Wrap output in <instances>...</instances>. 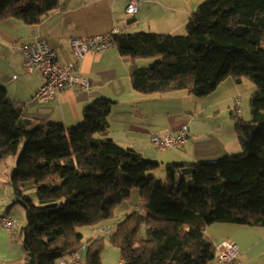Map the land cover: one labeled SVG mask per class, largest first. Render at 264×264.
I'll list each match as a JSON object with an SVG mask.
<instances>
[{
  "label": "trees",
  "instance_id": "16d2710c",
  "mask_svg": "<svg viewBox=\"0 0 264 264\" xmlns=\"http://www.w3.org/2000/svg\"><path fill=\"white\" fill-rule=\"evenodd\" d=\"M59 6V0H0V20L38 24ZM114 39L123 56L158 58L154 66L131 68V84L142 94L188 89L204 97L229 77L251 80V118L236 116L242 151L162 164L106 137L113 105L106 97L86 108L81 124L67 127L25 118L23 105L0 84V165L15 158L10 183L14 203L26 212L20 229L25 264H59L76 251L82 264H102L107 236L123 264H210L217 243L208 226H264V0H205L183 34L122 30ZM29 181L36 200L25 190ZM136 187L144 206L112 231L117 208ZM89 225H100V235L88 240L83 259L80 227ZM104 226L109 233L101 232Z\"/></svg>",
  "mask_w": 264,
  "mask_h": 264
},
{
  "label": "crops",
  "instance_id": "0c3cea01",
  "mask_svg": "<svg viewBox=\"0 0 264 264\" xmlns=\"http://www.w3.org/2000/svg\"><path fill=\"white\" fill-rule=\"evenodd\" d=\"M59 1V8L38 24H27L14 17L0 20V84L12 101L23 105L25 118L77 126L82 123L86 108L96 99L106 97L113 101L106 137L122 147L138 150L146 158L162 164H188L242 151L236 132L237 117L232 114L233 98L241 96V117L245 118V96L255 91L248 78L229 77L204 97H197L188 89L142 94L131 84V68L146 66L144 59L149 58L133 60L121 55L114 46L102 53L90 52L79 63L80 74L93 81L91 90L63 87L47 100L37 99L36 93L46 78L39 70L26 69L23 44L45 38L57 51L59 62L65 64L73 61L72 38L107 33L115 24H120L125 32L183 34L200 4L190 0H144L142 12L132 16L126 12L127 0ZM185 124L190 127V136L179 148L160 150L152 141L154 135L176 134ZM12 168H0V213L13 217L18 224L12 230L0 227V264H25L18 228L20 218L15 210L18 204L14 203L10 183ZM24 187L27 192L36 189L32 181ZM143 206L142 198L135 209ZM135 209H126L122 215L125 217ZM206 234L217 244L225 239L234 240L239 251L236 264H264V226L260 223L243 226L218 222L208 226ZM210 264L223 263L216 258Z\"/></svg>",
  "mask_w": 264,
  "mask_h": 264
},
{
  "label": "built area",
  "instance_id": "2783aa9c",
  "mask_svg": "<svg viewBox=\"0 0 264 264\" xmlns=\"http://www.w3.org/2000/svg\"><path fill=\"white\" fill-rule=\"evenodd\" d=\"M144 0H127L126 12L129 15H137L142 12ZM122 31L120 24H115L111 31L91 37H75L71 40L73 61L60 63L57 51L45 38L36 39L33 42L22 45L23 62L29 72L39 70L46 78L45 84L36 93V98L43 101L58 94L63 87H78L83 90H91L93 81L80 74L79 63L90 52L102 53L115 46V35ZM17 77V75H15ZM236 116H241L239 101L235 112ZM190 136L189 125H183L176 134L154 135L152 141L160 150L179 148ZM17 220L13 217L0 213V227L12 230L17 226ZM101 232L109 233L110 226H104ZM217 258L223 264H236L239 257L238 245L232 239H225L216 246ZM59 264H82L80 251L72 255L63 256Z\"/></svg>",
  "mask_w": 264,
  "mask_h": 264
},
{
  "label": "rangeland",
  "instance_id": "374dc122",
  "mask_svg": "<svg viewBox=\"0 0 264 264\" xmlns=\"http://www.w3.org/2000/svg\"><path fill=\"white\" fill-rule=\"evenodd\" d=\"M192 3H201L205 0H190ZM263 45H264V40H263ZM147 60L146 62V66L147 67H151L155 65V62L158 60V58H149V59H144ZM251 97L252 94H249L248 96H245L246 101L244 102V105L246 106V111H245V119H250L251 118ZM234 101V107H233V111L232 114L234 116H236L233 112H235V108L237 107V102L239 101V107L241 109V116H242V107H241V96L237 95L235 96V98H233ZM249 107V114L247 112ZM81 124V123H80ZM22 149V148H21ZM20 149V152H21ZM15 159L14 157H8L7 159H5L2 164L0 165V168L4 169L5 171H7L9 168L13 167L15 164V161L13 160ZM14 161V163H13ZM13 165V166H12ZM158 177L161 178H165L166 177V172L165 171H158L157 173H155ZM28 195L30 197H32L33 199H37L36 196V191L34 190L33 192H28ZM142 202V197H141V193H140V189L139 187L134 188L132 196L129 200L125 201L120 207L117 208L116 212H117V219L111 221L109 223L110 226L113 227L112 231L116 229V223H118V221L120 219H122L124 217V215H122V212L125 211L126 209H135L136 205H140ZM17 210V217L20 218V224L19 227L21 229L22 225L26 223V212L25 209L21 206V205H16V209ZM21 212V215H20ZM121 216V217H120ZM99 226L100 225H89V226H82L80 227V231L83 232L84 234V239H83V244L86 249H84L83 252V259L86 258V253H87V249H88V240L90 238H97L100 233H99ZM142 236L146 235V229L144 228L141 232ZM105 235V234H104ZM107 236V235H106ZM87 246V247H86ZM101 261L102 264H123L122 260H121V251L119 249L118 246H115L111 240L110 237H106L105 239V247L104 249L101 251Z\"/></svg>",
  "mask_w": 264,
  "mask_h": 264
}]
</instances>
